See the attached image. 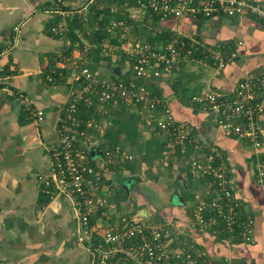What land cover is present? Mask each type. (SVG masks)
<instances>
[{"label":"crops","instance_id":"crops-1","mask_svg":"<svg viewBox=\"0 0 264 264\" xmlns=\"http://www.w3.org/2000/svg\"><path fill=\"white\" fill-rule=\"evenodd\" d=\"M54 1L0 0V260L5 264H91L90 250L77 239L72 201L56 190H42L41 176L50 172V148L58 139L60 108L67 102L71 83L78 75V68L69 63L65 66V81L48 83L42 75L43 67L51 60L62 66L59 58L65 57L69 45L64 35L55 37L48 32L47 28L57 18L62 20ZM86 1L64 0L62 8L72 9ZM252 1L264 5V0ZM124 12L133 23L145 21L144 10L136 6L126 7ZM160 24L171 32L179 30L202 39L212 49L225 45L237 52L219 73L211 60L208 63L191 60L170 76L152 78L148 85L166 100L177 119L190 123L216 143L233 181V192L252 216L253 240L248 243L227 239L222 243L215 239L216 233L194 224L192 205L188 201L182 203L181 197L190 191V171L175 156L170 167L162 163L152 168L158 175L159 185L153 192L158 197L146 195L142 181L138 189L133 187L130 178L121 184L112 180L106 184L108 206L104 213L91 216L92 223L103 231L123 218L137 214L148 217L147 207H138L145 196L161 211L162 219L157 223L166 232L170 246L175 250L186 249L195 264H264V180L257 182L253 170L257 155L264 157V110L260 115L263 145L255 153L247 140L223 134L214 127L208 114L195 112L188 106L189 97L207 86L229 92L245 75L264 78V21L249 13L211 17L185 14L161 20ZM78 50L74 48L70 55H77ZM98 64L105 67L99 73ZM98 64L91 72L109 79L113 67L105 61ZM29 103L33 109L43 111L41 122L36 124L26 117L19 122ZM132 110L139 118L140 132L144 124L149 130L145 112ZM101 123L104 127L108 124L106 120L99 126ZM99 129L102 133L103 129ZM91 137L98 139L94 134ZM92 149L93 145L89 151ZM172 152L169 148L166 157ZM97 154V158L93 157L95 162L99 161ZM175 180H179L180 186ZM121 189H126V197H122ZM197 190L202 191L201 187ZM46 193L48 196L42 197ZM174 199L176 203H172ZM109 264L135 263L116 253Z\"/></svg>","mask_w":264,"mask_h":264},{"label":"built area","instance_id":"built-area-1","mask_svg":"<svg viewBox=\"0 0 264 264\" xmlns=\"http://www.w3.org/2000/svg\"><path fill=\"white\" fill-rule=\"evenodd\" d=\"M93 1L96 0H87L77 7L65 9L62 8L64 0H55V6H58L56 10L62 15V20L51 26L50 32L62 33L67 27V18L73 14L79 15L85 23L88 4ZM136 7L151 10L159 20L179 18L185 14L211 17L249 13L264 21V5L252 0H136ZM117 25L125 36L120 48L109 42L115 35ZM107 31L110 36L102 40V50L110 53L119 51L122 56L130 58L132 61L126 68L130 69L131 75L129 78L100 79L84 65L85 56L80 50L77 55L63 58L62 66L69 63L78 68L75 80L80 76L83 80L77 87L71 84L67 102L60 108L61 115L56 129L58 139L50 148V172L41 176L44 186L52 185L56 192L72 201L77 239L90 250L91 264H109L116 253L123 254L135 264H195V261L186 249L175 250L170 246L160 224L145 221L138 215L123 218L118 224L109 225L103 231H99L92 223V215L106 210L109 192L100 173L90 165L87 151L81 145L83 140L91 138L88 128L100 130V126L92 117L85 123V128H79L80 119L75 114L80 101L87 106L92 105L96 112L101 113L108 112L107 103L115 107L119 102L139 113L145 112L150 128L164 132L169 148L177 146L186 156L184 162L188 165L191 177L205 182L202 191L194 190L193 193L191 216L194 224L204 228L214 224L216 217H219L226 231L235 232V228L240 226L241 239L251 243L253 220L246 214L245 221H242L238 214V207L242 203L233 192V181L218 146L213 140L195 131L190 123L177 119L166 100L154 94L148 85L152 78L170 76L179 70L181 64L191 61L190 48L206 50V56L211 60L216 73L232 61L237 52L225 48V45L217 49L208 48L202 39L179 30L172 32L170 40L161 49L155 48L146 42L132 40L125 21L111 20ZM89 46L85 44L84 50ZM188 106L208 114L214 127L223 134L247 140L255 153L263 145V129L260 125V115L264 110L263 77L245 75L229 92L207 86L190 97ZM26 110L34 123L42 121L41 109H33L29 103ZM133 158V154L117 145L112 149L105 148L99 161H126ZM253 170L255 180L263 181L264 157L257 155ZM199 253L200 256L204 255V252ZM0 264L5 262L0 260Z\"/></svg>","mask_w":264,"mask_h":264},{"label":"trees","instance_id":"trees-1","mask_svg":"<svg viewBox=\"0 0 264 264\" xmlns=\"http://www.w3.org/2000/svg\"><path fill=\"white\" fill-rule=\"evenodd\" d=\"M136 6V0H96L88 4V9L86 13L87 17V24L90 26L89 29L84 27V20L77 14H73L71 17L67 18V27L62 31V33H52L50 32L49 28L51 25L47 28L48 32L55 36L60 37L61 35H64L68 41L69 45L67 50L64 52L65 57H69L70 52L76 48L79 49L84 54L85 63L90 70H94V65L98 64L100 61H105L106 64L109 67H114V65H117L119 67H127L126 65L130 66L132 60L128 57H124L121 55L119 51L110 53L102 50L101 42L106 37L110 36L107 29L110 24L111 20L121 22L125 21L129 27V31H131L130 35H132V40H138L141 42H146L150 44L151 46L155 48L161 49L164 45L167 44V42L170 40L172 32L169 31L167 28L163 27L160 24V21L158 16L153 14V12L149 9L144 10L145 15V21L143 23H133V21L128 17V14L124 12V9L126 7H132ZM195 16H201V15H195ZM60 19H56L53 25H56ZM115 35L112 36V38L109 39V42L114 45L121 47L125 36L122 34V30L119 28V25L115 27ZM81 34V35H80ZM129 34V33H127ZM90 45L87 50H84V45ZM95 46H92V45ZM100 44V45H99ZM205 46L208 47L205 43ZM210 48V47H208ZM227 48V47H225ZM190 57L191 60H204L205 62H209L210 59L206 56V50L202 49H195L190 48ZM119 54V55H118ZM118 55V57H117ZM71 56V55H70ZM62 59L63 58H59ZM113 61V62H112ZM186 63L181 64L179 70L182 69V67ZM65 66H56L55 60H51L45 67H43L42 75L43 78L48 83H55L59 81H65L66 77V69ZM178 70V71H179ZM131 75L130 69L125 71L123 74L120 75V73H115L113 70L110 71L109 78L110 79H117V78H129ZM159 77V76H158ZM155 77V78H158ZM83 80V77H78V80L75 82L73 81L71 84L74 87H77L80 82ZM150 87V86H149ZM151 89V87H150ZM151 91L156 94L157 96H160L159 92L156 93L152 89ZM199 93V92H198ZM191 97V96H190ZM189 97V99H190ZM108 108L107 113H101L96 112L94 110L93 106H87L85 103L80 101L78 103V110L76 115V118L80 119L79 128L83 129L85 128V123L90 118L94 117L98 123L101 122V119L104 118L106 122L108 123L107 127L103 130L102 133L98 132L97 130H93L92 128H88L89 133L94 134L96 137L103 139V142H100L97 144V147L94 148L95 153H99V159L104 154V149L109 148L112 149L115 146L119 145L122 150H124L123 144H130L131 149L128 153L132 154L137 151L139 158L132 160H126V161H117L115 160L114 163L109 164H101L98 162H95L93 157L90 156L89 151L87 150L88 159L90 162V165L94 167L96 171L100 173L101 180L105 184L112 183L110 176L113 174H119L121 176L122 171L127 170L131 174L137 173L141 167L140 165L144 163L147 166V169L150 171L153 167L156 166V164H162L165 161V167H170L172 163V157L175 156L177 159L180 160V162L184 163L185 161V155H183L180 151L179 147H173L172 153L169 157V155L166 157L165 152L169 150L168 146V140L167 135L164 132H157L156 129L150 128L149 136L144 140L141 136V132L138 129V116L135 115L136 112H132L133 110L128 107V105H125L121 102L117 104V106L112 107L110 104H106ZM196 112L198 110L196 107L193 108ZM109 114V115H107ZM129 114L133 115V119H129ZM29 119V112L28 110H24V113H21L19 116V122H24L22 118ZM151 126V125H149ZM197 131L196 129H194ZM143 140L142 144V150L138 146V139ZM135 145L138 146L137 149H133ZM125 151V150H124ZM160 160V162H159ZM101 164V165H100ZM188 166V165H187ZM129 178V177H128ZM189 188L191 190L190 194L185 195L182 194V203H186L188 200H191V205L194 202L193 193L194 190H197L198 188L204 186V180L198 179L194 180L191 177V174L189 175ZM133 182V187L138 189V183L139 181L134 180V178L130 177ZM127 178L121 177L119 178L118 183H123ZM175 183L180 186L179 180H175ZM140 188V187H139ZM43 192H46L49 190L53 191L52 185H49L48 187L42 185ZM121 192L123 194L122 197H126V189H121ZM41 195V194H40ZM43 196H48V194H42ZM142 196V195H141ZM143 201L140 203L138 207H151L150 209L153 211V214H156L158 218L155 217L156 221L158 222L161 220V211L156 208L148 197L142 196ZM45 199L43 200V202ZM38 202L41 203V198L39 196ZM241 204V207H238V214L241 215V220L245 221L246 214H249L245 210ZM152 214V213H151ZM208 216V214L206 215ZM251 216V215H250ZM153 218V217H152ZM252 218V216H251ZM253 220V219H252ZM209 231L212 233H216L215 239L219 240L220 242H225L227 239H231L233 241H239L242 240L240 237V230L241 227L237 226L235 228V232H228L223 228V223L220 220L219 217H216V222L212 225L205 226ZM231 234H234L231 236Z\"/></svg>","mask_w":264,"mask_h":264},{"label":"rangeland","instance_id":"rangeland-1","mask_svg":"<svg viewBox=\"0 0 264 264\" xmlns=\"http://www.w3.org/2000/svg\"><path fill=\"white\" fill-rule=\"evenodd\" d=\"M87 19L85 20V24H84V27L85 28H87V29H89L90 28V26L87 24ZM131 32V31H130ZM97 70H98V73L99 72H102L101 70H103V69H105V67L103 66V64L102 65H100V64H98V67L96 68ZM106 70L108 71V73H109V71H110V69H108V68H106ZM97 77L98 78H100V79H107L106 77H102V76H100V75H97ZM107 115H109V114H107ZM128 117H130L129 119L131 120V119H133L134 117H133V115L132 114H129L128 115ZM105 119L104 118H102L101 119V122L102 121H104ZM107 125L108 124H106V126L104 127L103 125H102V123H101V125H100V128L101 129H105L106 127H107ZM145 132H146V134H145ZM149 132H150V129L148 130L147 129V127H146V124H144L143 126H142V132H141V136L143 137V140H144V135H147V137L149 136L148 134H149ZM91 135H92V133H91ZM141 136H140V139H141ZM146 137V138H147ZM145 138V139H146ZM94 139V138H93ZM92 139V137L90 138V139H86V140H83L84 142H81V145L82 146H84V148H85V150L87 151H89V149H90V146H92L93 145V148H95V147H97V144H98V141L99 140H101L100 138H98V139H96V140H93ZM143 140H139L138 139V142H139V144H138V146H139V148H141L142 149V144H143ZM104 141V140H103ZM94 144H95V146H94ZM123 146H124V149H127V150H130L131 149V146L129 145V144H123ZM138 146L137 145H135L134 147H132L133 149H137L138 148ZM133 155H134V158L135 159H138L139 158V156L140 155H138V153H137V151L136 152H134L133 153ZM90 156L91 157H94V158H97L98 157V154H96V153H93V154H90ZM115 162V159H112L111 161H106L105 162V160H102V161H99V163H101V164H109V163H114ZM159 162H160V160H159ZM100 164V165H101ZM159 164V163H158ZM158 164H156V166L158 165ZM155 166V167H156ZM140 167H141V169L137 172V173H135V174H131L129 171H127V172H125V173H121V176L119 175V174H113L111 177H110V179L112 180V181H114V182H119V178H121V177H125V178H134V180H136V181H142V183H143V189L145 190V194L146 195H148V196H151V197H154V196H157L158 197V193H153L154 191H156V189H157V187H158V185L159 184H157V183H159L158 181H156L157 180V174H156V171H154V170H148L147 169V166L145 165V164H141L140 165ZM157 175V176H156ZM190 192H191V190H190ZM190 192L187 190V193L188 194H190ZM191 200H188V203L189 204H191ZM172 203H176V199H174L173 201H172ZM151 207H147V209H145V211L147 210V212H149V214L147 215L148 217H143V216H141L140 214H137L139 217H141V218H144L145 219V221H149V222H152V223H157V221H156V219H155V217L156 218H158L157 216H156V214H153V211L150 209ZM137 213V212H136ZM152 213V214H151ZM151 214V215H150ZM153 217V218H152Z\"/></svg>","mask_w":264,"mask_h":264},{"label":"water","instance_id":"water-1","mask_svg":"<svg viewBox=\"0 0 264 264\" xmlns=\"http://www.w3.org/2000/svg\"><path fill=\"white\" fill-rule=\"evenodd\" d=\"M112 70H113V72H115V73H120V75H121V74H123L125 71H127V68H125V67H119V66L116 67V66H115V67L112 68ZM93 150H94V149L90 150L89 153H90V154H93Z\"/></svg>","mask_w":264,"mask_h":264}]
</instances>
